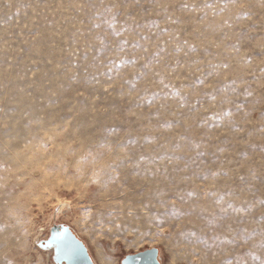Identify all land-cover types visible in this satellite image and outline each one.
Segmentation results:
<instances>
[{"label":"rangeland","instance_id":"374dc122","mask_svg":"<svg viewBox=\"0 0 264 264\" xmlns=\"http://www.w3.org/2000/svg\"><path fill=\"white\" fill-rule=\"evenodd\" d=\"M59 225L264 264V0H0V264Z\"/></svg>","mask_w":264,"mask_h":264},{"label":"water","instance_id":"95a60500","mask_svg":"<svg viewBox=\"0 0 264 264\" xmlns=\"http://www.w3.org/2000/svg\"><path fill=\"white\" fill-rule=\"evenodd\" d=\"M42 249L53 250L55 264H95L86 245L68 226L59 225L50 230L46 240L39 243ZM121 264H161L159 250L150 248L135 254L127 255Z\"/></svg>","mask_w":264,"mask_h":264},{"label":"bare ground","instance_id":"6f19581e","mask_svg":"<svg viewBox=\"0 0 264 264\" xmlns=\"http://www.w3.org/2000/svg\"><path fill=\"white\" fill-rule=\"evenodd\" d=\"M96 258L99 264H113L108 258H106L101 252L96 250Z\"/></svg>","mask_w":264,"mask_h":264},{"label":"snow or ice","instance_id":"6c2138e0","mask_svg":"<svg viewBox=\"0 0 264 264\" xmlns=\"http://www.w3.org/2000/svg\"><path fill=\"white\" fill-rule=\"evenodd\" d=\"M233 2H235V0H233ZM206 6H208V5H206ZM183 7H187V5L185 4V5H183ZM109 10H111V9H109ZM225 67H226V65H225ZM212 98H213V100H215V99H216V97H215V96H213ZM228 227H231V225H229Z\"/></svg>","mask_w":264,"mask_h":264}]
</instances>
